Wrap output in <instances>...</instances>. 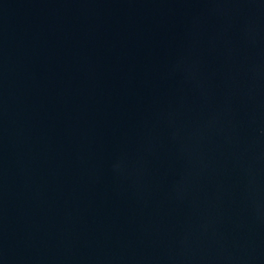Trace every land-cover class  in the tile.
I'll list each match as a JSON object with an SVG mask.
<instances>
[{"label":"water","instance_id":"water-1","mask_svg":"<svg viewBox=\"0 0 264 264\" xmlns=\"http://www.w3.org/2000/svg\"><path fill=\"white\" fill-rule=\"evenodd\" d=\"M0 264H264V0H0Z\"/></svg>","mask_w":264,"mask_h":264}]
</instances>
